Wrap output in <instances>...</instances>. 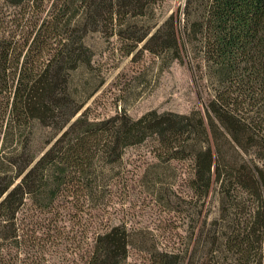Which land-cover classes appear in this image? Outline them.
<instances>
[{"label": "trees", "instance_id": "trees-1", "mask_svg": "<svg viewBox=\"0 0 264 264\" xmlns=\"http://www.w3.org/2000/svg\"><path fill=\"white\" fill-rule=\"evenodd\" d=\"M158 1L3 0L19 10L0 11V264H20L5 247L47 240L50 218L31 227L20 218L29 202L40 213L107 203L126 148L149 140L158 179L190 162L193 218L184 247L154 249L152 264H264V0H185L152 31L143 20ZM99 31L127 41L128 53L144 42L167 64L186 53L204 110L82 111L92 95L79 103L73 74L93 69L86 38ZM130 235L103 229L84 264H123Z\"/></svg>", "mask_w": 264, "mask_h": 264}, {"label": "rangeland", "instance_id": "rangeland-1", "mask_svg": "<svg viewBox=\"0 0 264 264\" xmlns=\"http://www.w3.org/2000/svg\"><path fill=\"white\" fill-rule=\"evenodd\" d=\"M184 1L159 0L143 22L152 25L154 31L171 13L179 16ZM49 9L50 6L47 11ZM2 10L15 12L19 9L4 5L0 0ZM86 43L93 52V69L81 67L73 74V79L78 85L79 103L92 95L82 109L87 110L90 117L105 118L122 111L139 117L154 109L180 113H189L195 108L204 110V97L199 94L186 53L182 60L167 64V59L144 49V42L128 53L127 41L101 31L90 33ZM96 86L97 91L93 93ZM4 131L0 126V147ZM153 145L149 140L126 148L122 170H118L122 177H114L107 203L96 206L88 202L85 212H78L67 201L69 208L59 203L56 211L40 213L29 202L19 214L20 218L23 223L30 219V227L50 218L51 221L46 220L51 226L47 240L41 247L32 243L5 247L4 253L11 256L12 262L20 264H84L96 235L107 227L118 225L126 227L131 234L128 256L123 264H152L151 251L154 249L171 251L184 247L193 225L190 211L184 210L190 207L187 185L191 164L186 160L174 161L163 172L160 168L158 179L155 177L158 160ZM171 186L176 193H171ZM217 207L214 202L211 215L217 213ZM202 209L203 214L209 210L207 206Z\"/></svg>", "mask_w": 264, "mask_h": 264}]
</instances>
